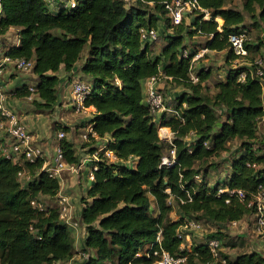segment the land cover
<instances>
[{"label": "trees", "instance_id": "1", "mask_svg": "<svg viewBox=\"0 0 264 264\" xmlns=\"http://www.w3.org/2000/svg\"><path fill=\"white\" fill-rule=\"evenodd\" d=\"M133 1L79 0L73 9L54 11L47 0H0V36L12 26L19 29L18 45L5 55L32 59L31 71L38 78L34 91L22 85L13 95L35 93L36 109H52L60 67L68 72L82 60L81 79L91 85L84 104L94 108V134L88 140L109 135L105 148L116 157L110 160L99 151L93 160V181L81 198L80 222L87 231L84 245L93 248L95 256L82 264H156L153 249L185 257L178 264H212L206 243H189L180 227L193 216L215 223L240 220L253 209L219 188L241 189L250 198L264 186V79L247 72L244 81L238 80L241 71L256 65L232 67L235 56L228 41L232 32L253 30L254 48L264 46V0H242L241 8L232 6V0H197L202 9L177 25L170 23L164 0ZM151 26L164 28L157 53L140 39V28ZM196 34L208 50L227 52L225 76L214 82L212 93L203 88L208 67L195 70L194 82L189 76L195 50L187 48V41ZM252 44L246 43L249 56ZM153 75L184 87L173 94L171 105L164 103L172 113H161V124L173 132L172 144L160 139L156 113L144 100V82ZM234 140L238 149L226 178L210 185L205 168L196 179L199 164L227 152ZM59 142L64 160L77 165L74 143L66 137ZM172 146L174 163L161 165ZM131 156L137 158L135 167L122 163ZM43 162L39 158L20 165L0 154V264H63L74 253L69 225L55 205L40 200L42 195L54 199L60 189L59 178L43 170ZM21 168L31 176L25 184L17 178ZM172 201L179 219L170 217ZM214 236L219 238L207 235ZM147 248L149 256L140 254ZM223 258L220 264H264V254L257 250Z\"/></svg>", "mask_w": 264, "mask_h": 264}, {"label": "built area", "instance_id": "2", "mask_svg": "<svg viewBox=\"0 0 264 264\" xmlns=\"http://www.w3.org/2000/svg\"><path fill=\"white\" fill-rule=\"evenodd\" d=\"M79 0H53L52 6L55 7L56 11L59 8L63 9H73L77 6ZM164 8L166 10V14L170 20L172 25H177L181 23L184 17L187 15H191L195 10H201L202 8L199 6L197 0H164ZM210 18L209 14L206 12L203 16V19ZM164 28H156V27H142L140 28V39L142 42L150 45L158 40L160 37V33ZM169 31L165 29V32ZM250 37L247 35L245 30H240L237 32H232L228 35V41L231 45L232 53L235 58L232 60V67H236L240 64H245L246 66H250L251 64H255V69L241 71L238 75V80L244 81L247 72H250L252 75H257L264 79V69L262 68L263 61L261 58L255 59L254 61H248L249 50L246 47V43L249 42ZM208 51V48L202 47L193 53L190 59V79L194 82L197 80V75L194 71V63L198 61L201 57H203L204 53ZM183 55L187 56V49L183 50ZM6 61H13L14 67L17 70L22 71H31L34 65V61L32 59H26L24 57H19L15 59H11L9 57L5 58ZM3 70V63L0 62V72ZM160 77L159 75H153L148 77L144 82V90H145V103L149 106L152 112L156 113V117L161 114L163 111H168V107L164 104V97L162 91L160 90L158 83ZM91 85L88 81L83 80L79 77H76L71 83V104L72 108L76 112H83L87 109L84 104V100L90 92ZM30 89V88H29ZM6 97L3 92L0 91V154L5 158L11 160L14 163H19L22 165L24 160L33 162L36 159H43L42 169L49 173L51 176H55L57 178H61V173L68 166H70L65 160L62 153V149L60 146V139L65 137V132L63 130H59L55 132L56 142L52 148L51 155L47 156L46 151L42 148V145L36 144L33 141L32 134L29 132L24 121L13 111H11L5 104ZM157 119V128L158 134L162 141H167L168 144H172L173 132L171 129H168V134L161 135L160 129L165 127L161 122ZM94 134L92 131V126L88 125L87 131L83 133L82 137L85 140H88V135ZM207 145V142H204ZM47 156V157H46ZM175 161V147H170L168 153L163 155L161 158V165L170 166ZM95 168V166L93 167ZM93 177V174H91ZM17 178L21 184L27 183V181L31 178L29 172L21 168L17 172ZM196 179H199V175H195ZM227 190L230 194H236L237 197L243 201L245 200L248 207L253 209L252 216L254 218V228L257 235L264 242V186H260L257 191L250 197L247 198L245 192L241 189H227L220 187L219 191ZM168 192L169 189H166ZM219 193V192H218ZM33 205H37L34 200L31 201ZM59 211L60 218L69 226L75 225V221L71 220L70 217V202L68 197L63 194L60 190L54 197V203ZM38 207L42 209L44 204L40 202ZM237 221V220H236ZM236 221H231L235 223ZM182 228H189L197 231L200 228V221L194 219H188L183 222L180 227V234L188 236V234H184ZM204 242L209 248L212 254V264L216 263H225V259L220 254V239L217 237H207ZM151 250H146L143 253L146 256L150 255ZM153 255H155V263L156 264H178L183 261L185 257L183 256H175L170 254L168 251L164 249H153ZM208 264V263H205Z\"/></svg>", "mask_w": 264, "mask_h": 264}, {"label": "crops", "instance_id": "3", "mask_svg": "<svg viewBox=\"0 0 264 264\" xmlns=\"http://www.w3.org/2000/svg\"><path fill=\"white\" fill-rule=\"evenodd\" d=\"M50 8L56 11L55 7L52 6L53 0H47ZM192 15L187 17H192ZM207 20V18H205ZM217 20V19H216ZM220 24V21L217 20ZM16 30L14 38H11V30ZM19 29L17 27H10L6 33L0 36V62L3 63V70L0 72V91L4 93L6 100V106L16 113L26 124L29 132L32 134L34 143L51 145L56 142L55 132L52 131V123L59 122L70 129H73V133L66 138L74 143L77 154L79 155V162L77 165H70L61 173L59 178L60 191L65 194L70 202L71 212L75 221V225L69 226L70 234L73 240L74 253L71 258L63 261V264H82V262L88 256H95V250L90 247H85L84 240L87 235L85 226L80 222V210L83 202L82 197L86 196L87 189L93 177H91L93 169V160L96 158V154L99 151H103L109 156L110 160H116L115 155L112 151L105 148L106 142L109 139V135L104 137H97L96 135L88 141H83L81 133L87 131L88 125H91V118L94 114V108L92 106L87 107L83 112H76L72 108L71 104V83L76 77H81L80 66L82 60H78L75 66L68 72L64 71L63 67H60L58 75L61 78L60 83L57 87V100L53 106V112L51 118L48 113L43 110H38L32 103L33 99H38L37 94L32 93L27 97H15L13 94L14 90L22 85H27L32 91L35 90V86L38 82L37 76L32 71L17 70L14 67L13 61H6L5 51L11 47L16 46L19 43ZM8 38V39H7ZM11 43H8L11 41ZM150 47L153 49L152 44ZM161 48V47H160ZM157 49L156 52L160 50ZM209 52H216V50H208ZM153 52H155L153 50ZM224 72L223 77L225 76ZM167 78L161 77L158 83L160 88L167 89L170 91L171 85L167 84ZM173 96V95H172ZM170 93V98L172 97ZM169 112L173 109L169 108ZM161 115L157 118L161 122ZM166 126V125H165ZM167 132L170 127H163ZM168 128V129H167ZM69 130H67V133ZM78 132V134H75ZM86 142V143H85ZM84 144V145H83ZM83 145L81 148L80 146ZM136 156L129 157L128 160L122 161V163L135 167ZM149 249V248H147ZM145 249V250H147ZM144 250V251H145Z\"/></svg>", "mask_w": 264, "mask_h": 264}, {"label": "rangeland", "instance_id": "4", "mask_svg": "<svg viewBox=\"0 0 264 264\" xmlns=\"http://www.w3.org/2000/svg\"><path fill=\"white\" fill-rule=\"evenodd\" d=\"M127 4H131L134 1L133 0H125ZM231 5L234 7L241 8L242 7V0H232ZM67 10V9H66ZM208 19V18H207ZM220 21L219 19H217ZM162 33V31H161ZM160 33V37L158 40L154 43H152L153 50L155 53H157V49L162 46L164 43L162 35ZM16 34V30H11V38H14V35ZM247 35L250 37L249 43H253L255 39V31L250 30L247 31ZM8 39V38H7ZM9 41L8 43H11ZM204 38L202 36H199L196 34L194 37L190 38L189 41H187V48L191 50H195V52L203 47ZM227 52L226 50L222 51H216V52H205L203 57H201L198 61L194 63V71L196 69H199L201 67H208L210 69V76L209 78L203 83V88L206 92L212 93L213 92V86L214 82L216 80L222 79L224 72L227 70V63H225ZM261 58L264 65V46H261L259 49H255L253 44L250 47V56L248 57V61H254L255 59ZM245 64H240L238 66H244ZM29 72V71H28ZM30 73V72H29ZM82 76V75H81ZM79 78H82L79 76ZM167 84L171 85L170 91L164 88H160L162 91L163 97H164V103L166 105H171L174 101L173 94H178L181 92L184 87L182 85L174 84L172 82H169V80H166ZM171 93V98H170ZM170 107V106H169ZM44 112L48 113L50 118L53 112L52 109L44 110ZM172 113V112H170ZM56 125H61L59 122L52 123L51 129L54 132H57L59 130H63L65 132V137L67 135L74 134L73 129L68 128L69 132L67 133V130L58 127L56 128ZM169 127V126H168ZM163 132H166L165 129L162 130ZM75 134H78V132H75ZM165 134V133H164ZM168 134V130L166 132ZM83 134L81 133V136ZM83 141L85 140L82 137ZM165 143H168L167 141H163ZM86 143V142H85ZM54 142L51 145H42V148L46 151V155L49 156L52 153V148L54 146ZM259 144V143H258ZM84 145V144H83ZM81 145L80 148L83 146ZM228 151L222 152L219 155L212 156L211 158L201 162L199 164L200 174L203 171V169H207V181L210 185H213L215 182H221L223 181L228 172H229V163L231 161L232 155L235 154V152L238 149V141H230L228 144ZM167 153V148L164 150V154ZM106 154V153H105ZM107 155V154H106ZM46 156V157H47ZM109 158V156H108ZM40 200L44 202L47 205L53 204L54 199L48 198L47 196H40ZM81 201L79 197L77 198V202ZM152 212L153 214L156 213L154 209V203L152 200ZM71 220L74 221L72 212H70ZM179 208L176 205L175 201H172V211L170 212V217L173 219H179ZM193 216L192 219L199 220L200 221V228L197 229V231L189 229V228H182L184 234H188V236L184 235V239L187 240L189 243L192 242L193 244H199L201 242H204V240L207 238V235L210 233H216L219 236L220 239V251L221 255L227 258H233L237 254L242 252H248L252 250H257L264 254V243L263 240L257 235L256 231L253 230L254 228V218L251 214L245 215L240 220H237L235 223L224 222V223H215L210 222L202 218H198ZM187 220V219H186ZM186 220H183L186 221ZM145 249L141 250L140 253H143ZM103 264H109L108 262H105ZM220 264V263H216Z\"/></svg>", "mask_w": 264, "mask_h": 264}, {"label": "bare ground", "instance_id": "5", "mask_svg": "<svg viewBox=\"0 0 264 264\" xmlns=\"http://www.w3.org/2000/svg\"><path fill=\"white\" fill-rule=\"evenodd\" d=\"M163 129H164L163 127L160 129V134H161V135H164V133H166V132H163V131H162Z\"/></svg>", "mask_w": 264, "mask_h": 264}]
</instances>
